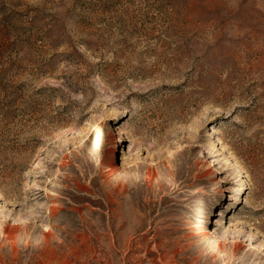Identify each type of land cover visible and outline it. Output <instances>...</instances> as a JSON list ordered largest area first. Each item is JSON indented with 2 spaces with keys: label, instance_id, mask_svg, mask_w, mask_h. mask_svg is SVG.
<instances>
[{
  "label": "rangeland",
  "instance_id": "1",
  "mask_svg": "<svg viewBox=\"0 0 264 264\" xmlns=\"http://www.w3.org/2000/svg\"><path fill=\"white\" fill-rule=\"evenodd\" d=\"M0 264H264V0H0Z\"/></svg>",
  "mask_w": 264,
  "mask_h": 264
},
{
  "label": "bare ground",
  "instance_id": "2",
  "mask_svg": "<svg viewBox=\"0 0 264 264\" xmlns=\"http://www.w3.org/2000/svg\"><path fill=\"white\" fill-rule=\"evenodd\" d=\"M113 119H114V116H109L105 122L106 124L104 126H100L96 130L95 134L87 142L88 149L90 152H98L99 158L97 159V162H100L101 157L103 156L104 137L107 134V131L112 127L113 122H114ZM118 135H119V142H122V143L124 142L126 144H134L136 139L138 138V136L135 135L133 132H125L123 134H118ZM198 140H199L198 131L195 130V132H193V134H190V136H187V138H183L182 140L175 143L170 148H167V149L165 148L166 149L165 155L171 159L176 158L183 151L194 147L196 143L198 142ZM148 144L154 149H157L161 146L158 142H148ZM127 153L128 151L125 145L123 150L121 151V154L127 155ZM245 185H246L245 180H242V185L240 186V188H243ZM29 211L32 212L33 210H29ZM41 228L44 229L42 231L43 235L47 237L48 234L51 232V228L44 223H39L38 229H41Z\"/></svg>",
  "mask_w": 264,
  "mask_h": 264
}]
</instances>
